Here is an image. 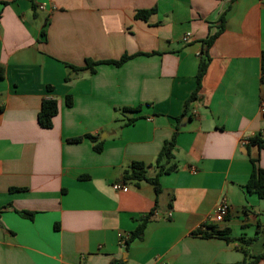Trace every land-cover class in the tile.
I'll use <instances>...</instances> for the list:
<instances>
[{"label":"crops","instance_id":"1","mask_svg":"<svg viewBox=\"0 0 264 264\" xmlns=\"http://www.w3.org/2000/svg\"><path fill=\"white\" fill-rule=\"evenodd\" d=\"M263 49L264 0H0V264H252L264 200L244 185L252 160L264 170ZM202 51L200 88L177 119ZM87 60L93 73L71 69ZM44 98L58 104L50 128L37 123ZM174 133L177 169L158 177V194L146 181L113 189L134 161L153 177ZM84 135L102 150L66 141ZM223 197L229 214L213 223ZM204 226L230 241L193 234Z\"/></svg>","mask_w":264,"mask_h":264},{"label":"trees","instance_id":"2","mask_svg":"<svg viewBox=\"0 0 264 264\" xmlns=\"http://www.w3.org/2000/svg\"><path fill=\"white\" fill-rule=\"evenodd\" d=\"M154 11V8L146 9V10H138L135 13L136 19H142L145 20L147 16ZM217 33L210 35L205 41H203L204 45L208 48V46L212 43L213 39ZM132 57V55H123L118 60L115 61H106L105 63L113 64L114 66H121L123 63H125L127 60H129ZM209 62V56L206 51H202V56L198 64L195 81L196 86L194 91L190 94L187 100L184 102V108L179 118L181 119L184 115H186V111L188 108V105L191 101H193L196 98L197 92L200 88V82L203 74L206 71L207 65ZM98 64V62H92V61H85V65L83 67H74L71 66V69L75 72L81 71V70H88L90 73L94 72V66ZM2 75V68L0 67V76ZM67 81L68 79L65 78ZM260 81L264 83V49L261 51L260 54ZM49 88V87H48ZM65 104L66 106H71L72 101L70 96L65 97ZM139 106L136 107H124L122 110L124 112H135L139 110ZM58 113V104L55 99L50 98H44L41 101L40 109L37 113V123L42 128H50L52 126V118L56 116ZM264 115V114H263ZM133 119H128L125 122V125H128L132 123ZM175 133L172 136V138L169 141L164 142L162 145L160 151L158 152L155 160H154V168L156 169V173L153 177L149 178L146 176V168L147 166L142 162L134 161L132 162L129 167L123 171L121 176V182H134L137 184L139 181H146L153 185L155 193L158 194L160 192V186L158 183V177L162 174H168L172 171H175L177 169V164L173 161L174 158V150H175ZM83 138H87L93 143V150L95 152H100L102 150V143L98 141L97 137L91 136V135H84L78 136V137H71L67 138V142L71 143H77L80 142ZM249 143L257 144L260 148L263 147L261 145V140L258 136H254L249 139ZM244 189L249 194H255L258 198L264 200V170L258 165L257 160H252V169L250 172V175L244 185ZM23 217L31 218L32 215L26 212H20ZM148 214L146 217L140 219L136 229L129 234L128 241L126 242V245L130 241L136 238H140L142 231L144 229V226L149 218ZM226 219V218H225ZM204 229L202 231L195 230L193 234H199L202 237H211L213 235L216 236H223L225 240L230 241V238L227 237V230H216L214 227L211 226H204ZM258 227L257 233L260 235L261 244H262V252L255 255L253 257L252 264H257V262L261 259H264V226ZM240 242L244 245H248L252 242V239H239ZM244 255H247V252L243 250Z\"/></svg>","mask_w":264,"mask_h":264},{"label":"built area","instance_id":"3","mask_svg":"<svg viewBox=\"0 0 264 264\" xmlns=\"http://www.w3.org/2000/svg\"><path fill=\"white\" fill-rule=\"evenodd\" d=\"M37 9L39 10H46V7L43 4H39L37 6ZM190 37V33H186L182 37V41H187ZM260 111L264 114V99L260 101ZM126 187L123 183L114 184L113 189L114 190H124ZM230 210V206L228 204V201L226 198H221L220 201L215 206V209L212 214V220L213 223H221L225 220V218L228 216ZM129 235L123 234L120 235L119 244L122 247L126 246V242L128 241Z\"/></svg>","mask_w":264,"mask_h":264}]
</instances>
